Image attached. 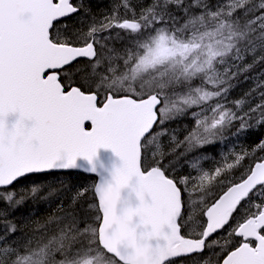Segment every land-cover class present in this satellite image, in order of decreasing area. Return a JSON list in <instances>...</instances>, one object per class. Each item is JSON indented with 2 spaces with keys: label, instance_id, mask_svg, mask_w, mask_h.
<instances>
[{
  "label": "snow or ice",
  "instance_id": "snow-or-ice-1",
  "mask_svg": "<svg viewBox=\"0 0 264 264\" xmlns=\"http://www.w3.org/2000/svg\"><path fill=\"white\" fill-rule=\"evenodd\" d=\"M262 130L264 0H0V264H264Z\"/></svg>",
  "mask_w": 264,
  "mask_h": 264
},
{
  "label": "trees",
  "instance_id": "trees-1",
  "mask_svg": "<svg viewBox=\"0 0 264 264\" xmlns=\"http://www.w3.org/2000/svg\"><path fill=\"white\" fill-rule=\"evenodd\" d=\"M259 71V70H257ZM252 84L251 81L242 84L239 88H237L233 92V96H239L241 92L246 90L248 87H250ZM261 135H264V130L262 131H253L250 134L247 135V137H241L238 144L239 146H246L248 144H255L260 139ZM231 143L229 144V147H231ZM217 151H220L219 149ZM74 175L78 176H85L84 174L76 173L74 172ZM51 186L52 194L49 196L48 192L49 190L46 189L44 192V195L47 197V200L44 202H41L39 204H33L29 202L27 205V209L29 211V215H39L41 217L47 215L48 213L52 212L58 203L60 201H64L65 205H67L68 197L72 194L70 189L74 188L75 186H78L82 183H91V181H84V180H76L72 179L71 177L60 175L58 177H53L47 182ZM61 185H64L62 187ZM17 220H23L25 217L22 214L16 215Z\"/></svg>",
  "mask_w": 264,
  "mask_h": 264
},
{
  "label": "water",
  "instance_id": "water-1",
  "mask_svg": "<svg viewBox=\"0 0 264 264\" xmlns=\"http://www.w3.org/2000/svg\"><path fill=\"white\" fill-rule=\"evenodd\" d=\"M77 163L82 167V168H86L88 167L87 162L85 160H83V158H78ZM103 164L105 167H112L113 165H116L119 163V159L118 157H116L110 149H100L98 152V166L99 164ZM74 172L77 173H82L87 175L84 172H81L79 170H75Z\"/></svg>",
  "mask_w": 264,
  "mask_h": 264
}]
</instances>
